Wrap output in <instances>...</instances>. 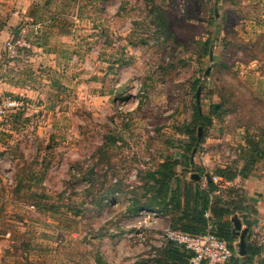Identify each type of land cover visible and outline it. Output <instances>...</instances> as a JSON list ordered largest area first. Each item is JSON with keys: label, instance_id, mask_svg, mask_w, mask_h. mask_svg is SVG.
Here are the masks:
<instances>
[{"label": "rangeland", "instance_id": "374dc122", "mask_svg": "<svg viewBox=\"0 0 264 264\" xmlns=\"http://www.w3.org/2000/svg\"><path fill=\"white\" fill-rule=\"evenodd\" d=\"M62 2L57 9L68 10L69 1ZM116 2L113 19L101 13L100 21L109 27L112 51L128 47L132 55L120 50L125 60L112 65L114 75L103 74V63L94 82L88 73L82 82L48 81L29 66L28 48L13 57L5 53V62L12 63L6 72L24 92L0 89V106L5 97L23 102L0 116L7 120L0 125V264L138 262L153 245L154 227L139 238V215L122 209L143 171L155 165L164 139L177 141L173 129L190 118L193 106L211 116L196 150L211 173L220 164H240L244 138L264 128V46L257 43L264 38V18L257 22L264 0L110 4ZM82 3L78 37L86 39L101 2ZM70 19L62 20L64 27L75 25ZM38 105L46 108L32 110ZM110 137L119 142L105 144ZM43 155L50 157L45 165ZM29 166L37 169L35 187L27 185ZM158 223L161 231L168 226ZM238 240L234 233L237 255ZM244 242L259 248L251 264H264V222L255 231L250 227Z\"/></svg>", "mask_w": 264, "mask_h": 264}, {"label": "crops", "instance_id": "0c3cea01", "mask_svg": "<svg viewBox=\"0 0 264 264\" xmlns=\"http://www.w3.org/2000/svg\"><path fill=\"white\" fill-rule=\"evenodd\" d=\"M62 1H69L68 10L57 9L55 5H58ZM82 1L83 0H0L1 90H9L14 93L24 92V90H22L23 87H19L11 82L9 75L6 72L7 68L10 66L7 63L10 61L6 63L4 60L6 53L5 41L12 36L17 37L21 34L25 36L28 45L22 47L28 48L26 51L30 53L28 55V60L29 66L31 65L32 70L35 71L38 69V72L41 73L40 75L44 76L48 81L58 80L63 84L68 80L82 82L85 73L92 74L91 79L94 82L97 78L95 74L100 73L97 68H100L103 63L107 64L108 69L104 70L103 74H107L108 76L110 74L114 75L113 71L115 67H112V65L116 66L118 63L122 64L123 60H125L124 54L121 52L122 50H124L127 57L129 56L128 58H130L132 52L128 47L126 49L120 48L121 51H112V48L114 49V43H111L108 39V32H110L109 27L107 28V25L100 21L101 13H104L113 19L115 16V10H113V7L118 3L116 2V4L112 5L110 4L112 3V0H98L101 2V5L98 3V5H100V11L98 12L97 20L95 21V18L92 17V22H89L88 25L90 28L89 35H87L86 39H80L78 37V32L80 31L79 28L81 25L78 22L81 21L82 23L83 20ZM62 3L66 4L65 2ZM260 16L264 18V12H261V14L258 15L257 22L259 26L260 21L262 20L260 19ZM69 17H71V21L73 19L76 23L71 27H64L62 20ZM108 22L110 23V21ZM258 31H261V29ZM257 43L264 46V38H259ZM86 49H88V52H85ZM127 49L129 50V53H127ZM21 51L22 50L18 51V53H21ZM18 66H20V62H17L15 68ZM80 86L82 87V84H80ZM110 91L111 90H109V93ZM38 93H42V91L39 90ZM91 94L95 95L93 90L91 91ZM196 103L198 102L196 101ZM42 107L43 109L46 108L44 105H38L34 106L32 110H42ZM19 109L20 107L10 109V111H17ZM26 109L29 110L30 108L26 107ZM6 122L7 120L0 119V125H6ZM48 122L49 121H43V124H47L46 128H49L50 126ZM184 122L185 120L173 129L175 135L179 136L177 141L164 139V147L162 148L160 155L157 156L155 165L152 166L151 169L157 168L164 158L170 157L171 159H178L180 163L174 166L175 173L171 177L170 188L174 190V186L178 184V187L176 188L180 193V202L183 200L184 193L187 196H190L188 198L189 207L195 206L200 200V198H197L199 195H194L196 192H203V195L206 197L203 198V200H207V204H210L213 199L220 197L221 199L228 201L230 206L236 209L233 213L224 216L223 218L226 221L228 220L231 222L229 224H231L232 232L234 227L233 220L234 217H237L236 214L241 215V229H246V232H249L250 227L254 228V231L260 229L264 222V128H257L255 129V134L250 136V138H244L245 143H243L242 146L243 153L239 158V161L241 162L240 164H220L215 166L211 173V171L205 169L204 165H200L199 158L197 157L196 150L198 145L202 143V140L200 143L193 146L191 152L188 154V165L186 164V158L183 151L185 143L188 140L181 130L182 123ZM172 127L173 126H171V128ZM132 141V139L131 141L129 140V144H131ZM118 142L119 141L116 137H110V139H106L105 144L115 145ZM249 143L252 145L255 144L256 148L250 147ZM1 146L0 143V147ZM247 149H249V153H247ZM1 159L3 158L1 157ZM39 159L44 160L43 164L45 165L48 160H50V157L43 155L39 157ZM204 159L203 163H206V157ZM217 167H228L235 170L236 175L232 179L224 178L215 173ZM29 168L30 166L25 171ZM1 173L0 180H3ZM27 173V185L29 187H35L34 183L36 182V179H34V176L37 175V169L31 168ZM21 175L23 174L19 173L18 176ZM192 175L198 176L194 177ZM213 176H216V178ZM30 177H32V180H30ZM143 178L142 181H148L144 176ZM208 181H212L213 189L208 187ZM138 192H142V189H138L137 193ZM114 202H116V200L113 199L111 204ZM125 207L126 206L124 205V208L122 209L123 214H137V212H125ZM241 208L244 209V211H241ZM209 213V210L206 209L205 216L208 217L210 215ZM180 215V211L171 210L166 215H160L158 220L159 222L162 220L163 224H167L168 226L171 223L179 225ZM246 219H249V225L245 224ZM160 224L161 223H158V225L149 232L150 240L153 245H148L146 247L147 250L140 254L139 258H142L141 260L152 259L156 254V256L164 257L163 254L167 248L168 241L160 240ZM154 246H158L157 252L156 250H150ZM238 256H240L239 261H241L242 256L244 255L238 253ZM107 263L111 264L109 262ZM149 264H155V262L151 261ZM187 264L189 263L187 262Z\"/></svg>", "mask_w": 264, "mask_h": 264}, {"label": "trees", "instance_id": "16d2710c", "mask_svg": "<svg viewBox=\"0 0 264 264\" xmlns=\"http://www.w3.org/2000/svg\"><path fill=\"white\" fill-rule=\"evenodd\" d=\"M206 42L207 41L204 42V48L206 47ZM23 48L24 47L19 48L17 53ZM215 108L216 106L213 105L212 109ZM20 113L21 110L18 112V114ZM209 124H211V116H205L197 104L193 106V111L190 115V118L182 123L181 130L188 140L185 143L183 151L187 165L188 154L191 152L193 146L201 142L203 137L198 136V133L196 132L197 126L200 125L204 129V127ZM249 146L256 148L255 144L252 145L249 143ZM249 149L246 150L247 153H249ZM179 163L180 162L178 159H171L169 157L164 158V160L159 163L157 168H147L144 170L141 177L143 178L144 176L148 179V181H140L139 184L130 189V198L128 204L125 207V212L136 213L141 208H151L156 209L160 215H166L171 210L180 211L181 215L179 217V225L171 223L169 225L171 228L180 229L191 234H201L203 233L207 223H210L213 229L220 236L224 237L231 245L235 232L231 231V224H229L231 222L228 220L226 221L223 218L224 216L233 213L236 209L231 207L228 201L221 199L220 197L213 199L210 204H207L208 201L203 200V198L206 197L201 191L194 194L200 196L197 197L198 199L200 198V200L195 204V206H188V198L190 196H187L185 193L183 194L182 202H180V193L176 188L178 187V184L174 186L175 191L170 188L171 177L175 173L174 166ZM215 173L227 179H232L236 175V171L228 167H217L215 169ZM207 185L210 187V189H213L212 181H208ZM140 188L142 189V192L137 193V190ZM206 209H208L210 212L208 217L205 216ZM241 211H244V209L241 208ZM258 253V247L246 243L245 254L242 257V260L239 261L240 256L235 253L232 254L227 264H251L253 256L257 255ZM156 255L152 259L139 260L138 262H134V264H149L151 261L155 262V264H187L191 253L181 246H178L172 242H168L167 248L163 254L164 257ZM104 264L108 263L104 262Z\"/></svg>", "mask_w": 264, "mask_h": 264}, {"label": "built area", "instance_id": "2783aa9c", "mask_svg": "<svg viewBox=\"0 0 264 264\" xmlns=\"http://www.w3.org/2000/svg\"><path fill=\"white\" fill-rule=\"evenodd\" d=\"M27 45L28 42L22 34L15 39H7L5 41L6 53L9 57H13L18 48ZM22 103L21 99L5 97L0 106V115H5L10 109L19 108ZM213 177L216 178V176ZM137 214L139 215L138 222L142 226L137 236L143 238L145 228L158 225L160 213L156 209L141 208ZM160 240L172 242L189 251L191 253L188 258L189 264H227L233 254V246L220 236L210 223H207L201 234H191L167 226L161 231Z\"/></svg>", "mask_w": 264, "mask_h": 264}, {"label": "water", "instance_id": "95a60500", "mask_svg": "<svg viewBox=\"0 0 264 264\" xmlns=\"http://www.w3.org/2000/svg\"><path fill=\"white\" fill-rule=\"evenodd\" d=\"M209 57L211 58V47L209 49ZM198 99H199V88L197 89V92H196V101L197 102H198ZM200 130H201V127L198 126V135H199ZM192 176L197 177L198 175H192ZM249 222H250L249 219L245 220L246 225H249ZM233 223H234L233 232H235L237 235H239L238 253L240 255H244L245 254L244 235H245L246 229H241V221L237 217H234Z\"/></svg>", "mask_w": 264, "mask_h": 264}]
</instances>
